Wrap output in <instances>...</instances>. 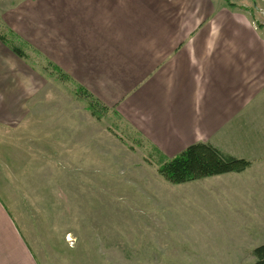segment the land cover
<instances>
[{
	"label": "crops",
	"instance_id": "obj_1",
	"mask_svg": "<svg viewBox=\"0 0 264 264\" xmlns=\"http://www.w3.org/2000/svg\"><path fill=\"white\" fill-rule=\"evenodd\" d=\"M4 1L20 47L166 158L201 143L249 163L178 185L156 177L152 197L95 199L107 207L94 218H107L87 224L104 253L93 264H253L264 244V36L245 12L226 0ZM9 45L0 32V125L23 117L37 89L29 56ZM0 264H36L1 204Z\"/></svg>",
	"mask_w": 264,
	"mask_h": 264
},
{
	"label": "rangeland",
	"instance_id": "obj_2",
	"mask_svg": "<svg viewBox=\"0 0 264 264\" xmlns=\"http://www.w3.org/2000/svg\"><path fill=\"white\" fill-rule=\"evenodd\" d=\"M226 1L244 11L264 36V0ZM23 2L29 0H11L8 9ZM5 11L0 9V32L10 47L29 56L37 69V89L23 117L0 125V204L36 264H93L104 253L87 224L107 218V213L94 218L107 207L95 199L152 197L147 185L162 178L155 147L70 76L51 67L39 51L20 47L2 24ZM263 109L260 99L264 128Z\"/></svg>",
	"mask_w": 264,
	"mask_h": 264
},
{
	"label": "trees",
	"instance_id": "obj_3",
	"mask_svg": "<svg viewBox=\"0 0 264 264\" xmlns=\"http://www.w3.org/2000/svg\"><path fill=\"white\" fill-rule=\"evenodd\" d=\"M228 6L235 8L234 5ZM14 52L20 57L18 51L14 50ZM57 72L60 73V71ZM91 100L94 99L91 98ZM94 102L99 104L96 100ZM153 150L158 157V174L166 182L174 185L229 173L239 174L249 167L247 161L226 156L211 145L201 143L187 147L173 158H166L156 148ZM252 254L255 258L253 264H264V244L255 248Z\"/></svg>",
	"mask_w": 264,
	"mask_h": 264
},
{
	"label": "built area",
	"instance_id": "obj_4",
	"mask_svg": "<svg viewBox=\"0 0 264 264\" xmlns=\"http://www.w3.org/2000/svg\"><path fill=\"white\" fill-rule=\"evenodd\" d=\"M254 1H256V0H254Z\"/></svg>",
	"mask_w": 264,
	"mask_h": 264
}]
</instances>
